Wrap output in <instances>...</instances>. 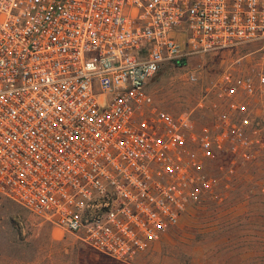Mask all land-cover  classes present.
Segmentation results:
<instances>
[{
	"label": "built area",
	"instance_id": "obj_1",
	"mask_svg": "<svg viewBox=\"0 0 264 264\" xmlns=\"http://www.w3.org/2000/svg\"><path fill=\"white\" fill-rule=\"evenodd\" d=\"M254 42L264 0H0V196L134 263L264 153V69L224 73L204 117L163 108L149 81Z\"/></svg>",
	"mask_w": 264,
	"mask_h": 264
},
{
	"label": "rangeland",
	"instance_id": "obj_2",
	"mask_svg": "<svg viewBox=\"0 0 264 264\" xmlns=\"http://www.w3.org/2000/svg\"><path fill=\"white\" fill-rule=\"evenodd\" d=\"M264 69V43L191 57L162 68L148 83L156 103L198 117L224 108L216 82L226 72ZM193 72L196 80L186 75ZM219 157L213 172H219ZM228 185L187 205L177 223L130 264H264V153L237 167ZM0 264H127L101 254L75 235L44 222L0 196Z\"/></svg>",
	"mask_w": 264,
	"mask_h": 264
}]
</instances>
